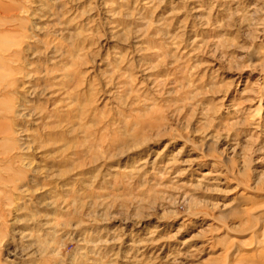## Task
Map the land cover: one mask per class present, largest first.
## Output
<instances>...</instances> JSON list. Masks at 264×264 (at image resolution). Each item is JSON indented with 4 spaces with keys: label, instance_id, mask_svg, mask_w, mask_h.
<instances>
[{
    "label": "rangeland",
    "instance_id": "374dc122",
    "mask_svg": "<svg viewBox=\"0 0 264 264\" xmlns=\"http://www.w3.org/2000/svg\"><path fill=\"white\" fill-rule=\"evenodd\" d=\"M263 232L264 0H0V264H240Z\"/></svg>",
    "mask_w": 264,
    "mask_h": 264
},
{
    "label": "bare ground",
    "instance_id": "6f19581e",
    "mask_svg": "<svg viewBox=\"0 0 264 264\" xmlns=\"http://www.w3.org/2000/svg\"><path fill=\"white\" fill-rule=\"evenodd\" d=\"M234 257L240 259V264H264V232L262 233L261 239L256 241L252 247L238 248Z\"/></svg>",
    "mask_w": 264,
    "mask_h": 264
}]
</instances>
